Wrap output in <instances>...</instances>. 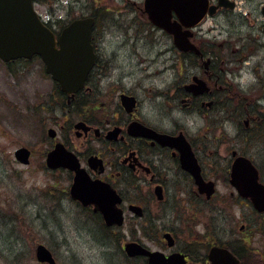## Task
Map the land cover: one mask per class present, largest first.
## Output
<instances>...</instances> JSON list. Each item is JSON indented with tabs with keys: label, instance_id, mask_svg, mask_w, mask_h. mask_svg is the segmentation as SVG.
Masks as SVG:
<instances>
[{
	"label": "flooded vegetation",
	"instance_id": "obj_1",
	"mask_svg": "<svg viewBox=\"0 0 264 264\" xmlns=\"http://www.w3.org/2000/svg\"><path fill=\"white\" fill-rule=\"evenodd\" d=\"M44 1L35 0L36 11ZM117 2L127 12L113 23V0H83L82 12L64 18L37 11L57 48L73 22L93 21L83 36V68L90 70L74 94L62 91L40 57L1 62L7 69L37 62L51 81L50 99L35 107L43 169L69 176L70 187L61 192L79 206L88 236L98 229L91 240L104 264H264V0H192L191 19L172 17L192 48L186 51L142 13L161 34L153 46L170 40L176 54V76L147 92L164 102L160 110L159 99L145 108L135 91L160 62H140L149 66L137 78L126 71L134 67L129 56L120 62V52L133 53L148 37L131 33L136 19L128 11L136 2ZM128 78L135 79L131 87ZM55 150L83 172V193H99L105 205L71 198L75 172L47 165ZM102 208L114 212V222ZM41 245L58 264L56 250L43 243L35 258Z\"/></svg>",
	"mask_w": 264,
	"mask_h": 264
},
{
	"label": "rangeland",
	"instance_id": "obj_2",
	"mask_svg": "<svg viewBox=\"0 0 264 264\" xmlns=\"http://www.w3.org/2000/svg\"><path fill=\"white\" fill-rule=\"evenodd\" d=\"M72 1L45 0L36 9L45 18L54 13L64 18L71 12H82L83 0ZM117 1L113 0L115 10H110L111 23L118 18L117 13L127 12L119 8ZM134 1L136 5L128 11L136 19V31L131 33L147 35L148 44L142 41L133 53L123 50L120 62L129 56L134 67H128L126 71L134 73L136 78L148 70L149 64L140 62H160L150 68L158 72L154 77L146 74L135 83V91L143 98L145 108H149L150 103L154 104L159 98L147 97L148 89L152 85L163 88L176 76L173 63L176 54L170 40L163 39L153 46L155 38L160 39L161 34L148 28L149 22L142 16L144 0ZM110 28L114 30L113 25ZM112 34L117 39L115 30ZM5 67L0 61V264H38L35 249L39 243L56 250L58 264H104L101 249L92 242L93 236L100 235L98 229L91 227L92 236L89 237V232L82 226L79 206L61 192L70 187L69 176L51 174L42 167L43 130L35 107L50 99L51 81L45 78L37 62L9 67L15 72L13 75ZM134 81V78H128L125 84L131 87ZM156 108L166 109V106L161 101ZM21 147L36 151V157L28 166L15 159V151Z\"/></svg>",
	"mask_w": 264,
	"mask_h": 264
},
{
	"label": "water",
	"instance_id": "obj_3",
	"mask_svg": "<svg viewBox=\"0 0 264 264\" xmlns=\"http://www.w3.org/2000/svg\"><path fill=\"white\" fill-rule=\"evenodd\" d=\"M33 4L34 0H0V59L8 63L39 56L46 66V72L60 84L62 91L74 94L83 87L90 70L83 68V60H86L83 36L89 35L93 21L73 22L64 31L60 38V48H57L53 33L42 23ZM193 7L192 0H145V12L150 21L172 35L175 45L185 47V51L192 48L184 43L186 34L181 33L179 26L172 22V17L175 13L180 20L187 21L195 12ZM83 30L88 32L83 35ZM30 156L31 152L27 148H20L15 152L16 159L25 165L30 163ZM47 165L52 169L63 166L76 171L71 187L74 200L86 199L89 204V199L93 198L105 205L99 193H83V172L78 170L77 163L71 157L55 150L49 155ZM236 178L237 174L234 175V180ZM102 209L108 223L114 222V212ZM36 258L42 263L55 264L51 253L43 245L37 248Z\"/></svg>",
	"mask_w": 264,
	"mask_h": 264
}]
</instances>
